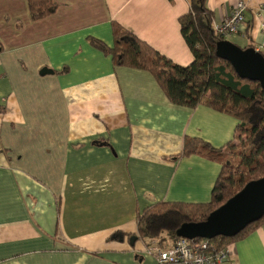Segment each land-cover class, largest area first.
Listing matches in <instances>:
<instances>
[{
    "label": "crops",
    "instance_id": "1",
    "mask_svg": "<svg viewBox=\"0 0 264 264\" xmlns=\"http://www.w3.org/2000/svg\"><path fill=\"white\" fill-rule=\"evenodd\" d=\"M239 1L245 24L224 39L264 53V0H205L212 27ZM54 2L32 20L26 0H0V264H155L147 249L173 243L139 239L138 213L209 202L221 163L181 156L184 139L221 148L237 120L172 103L150 72L88 40L112 46L116 22L186 66L178 19L190 0ZM226 250L221 264H264V223Z\"/></svg>",
    "mask_w": 264,
    "mask_h": 264
},
{
    "label": "trees",
    "instance_id": "2",
    "mask_svg": "<svg viewBox=\"0 0 264 264\" xmlns=\"http://www.w3.org/2000/svg\"><path fill=\"white\" fill-rule=\"evenodd\" d=\"M26 1L32 20L43 19L58 7L54 0ZM178 21L193 56L186 66L160 54L116 22L112 23V46L88 37L92 45L110 53L117 64L150 72L172 103L189 107L204 104L237 120L234 138L221 148H214L198 137L184 139L181 156L201 154L221 163L209 202L160 201L138 213L137 237L145 243L156 240L163 245L179 238L175 230L182 223L205 219L246 182L264 175V89L257 81L240 78L228 61L215 54L216 43L223 38L213 30L205 0H190L188 11ZM263 223L264 215L235 236L214 237L210 241L212 249L226 248L231 241ZM112 237L122 239L123 234L114 233Z\"/></svg>",
    "mask_w": 264,
    "mask_h": 264
},
{
    "label": "water",
    "instance_id": "3",
    "mask_svg": "<svg viewBox=\"0 0 264 264\" xmlns=\"http://www.w3.org/2000/svg\"><path fill=\"white\" fill-rule=\"evenodd\" d=\"M215 54L230 63L240 78L257 81L264 89V56L254 47H239L230 40L216 43ZM52 72L42 68L41 73ZM264 215V175L249 180L223 204L210 211L205 219L184 222L176 230L179 238L232 237Z\"/></svg>",
    "mask_w": 264,
    "mask_h": 264
},
{
    "label": "built area",
    "instance_id": "4",
    "mask_svg": "<svg viewBox=\"0 0 264 264\" xmlns=\"http://www.w3.org/2000/svg\"><path fill=\"white\" fill-rule=\"evenodd\" d=\"M247 5L239 1L230 16L213 26L215 34L223 39L236 33L245 24L244 12ZM264 34V23H261ZM211 240L206 238H178L172 245L161 247L153 244L147 251L154 254L155 264H221L228 259L226 248L212 249Z\"/></svg>",
    "mask_w": 264,
    "mask_h": 264
},
{
    "label": "rangeland",
    "instance_id": "5",
    "mask_svg": "<svg viewBox=\"0 0 264 264\" xmlns=\"http://www.w3.org/2000/svg\"><path fill=\"white\" fill-rule=\"evenodd\" d=\"M235 142H237V140H236ZM225 162H226V161H225Z\"/></svg>",
    "mask_w": 264,
    "mask_h": 264
}]
</instances>
